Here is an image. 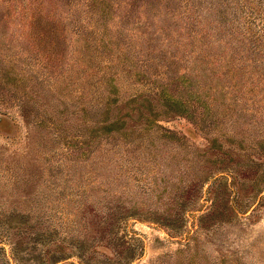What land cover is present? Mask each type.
Masks as SVG:
<instances>
[{
    "label": "rangeland",
    "instance_id": "rangeland-1",
    "mask_svg": "<svg viewBox=\"0 0 264 264\" xmlns=\"http://www.w3.org/2000/svg\"><path fill=\"white\" fill-rule=\"evenodd\" d=\"M0 264H264V0H0Z\"/></svg>",
    "mask_w": 264,
    "mask_h": 264
}]
</instances>
